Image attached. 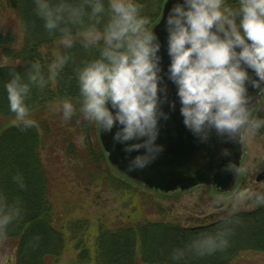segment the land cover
Listing matches in <instances>:
<instances>
[{
    "label": "clouds",
    "instance_id": "clouds-1",
    "mask_svg": "<svg viewBox=\"0 0 264 264\" xmlns=\"http://www.w3.org/2000/svg\"><path fill=\"white\" fill-rule=\"evenodd\" d=\"M33 4L43 28L50 35L60 33L64 49H71L77 36L84 48L98 49L99 55L77 73L79 107L64 98L57 110L65 121L79 112L103 134L111 133L126 153L136 152L125 166L128 172L145 169L164 151L157 143L161 122L170 118L177 102L184 126L200 143H209L215 135L236 144L244 135L254 137L264 129V118L253 115L250 92L264 95V0H167L161 19L164 42L150 26L151 18L141 14L137 0H33ZM86 21V30L74 35L72 28ZM162 47L170 60L166 70ZM68 60L58 54L48 77L38 63L31 65L26 78L19 72L10 74L5 84L9 109L22 130L35 125L26 103L32 88H43ZM168 81L175 85V98L169 96ZM221 156L230 157L231 150L223 148ZM223 169L238 172L233 160ZM16 179L25 187L22 176ZM254 199L264 204V195ZM241 203L235 200L233 210ZM11 220L12 215H0V231ZM228 237L226 231L199 233L189 250L198 257L211 256L229 246ZM175 255L182 257L184 251Z\"/></svg>",
    "mask_w": 264,
    "mask_h": 264
},
{
    "label": "trees",
    "instance_id": "trees-1",
    "mask_svg": "<svg viewBox=\"0 0 264 264\" xmlns=\"http://www.w3.org/2000/svg\"><path fill=\"white\" fill-rule=\"evenodd\" d=\"M137 2L142 5L141 14L150 16L146 3ZM11 3L17 9L22 33L0 32L2 59L12 61L0 64V215H12L0 231V247L15 251L17 264H62L68 244L74 246L76 255L71 264H233L244 252H264V204L255 199L249 206L240 204L237 211L229 207L217 218L183 226L154 202L155 192L135 187L112 168L99 140V126L84 120L79 112L65 121L57 110L64 98L79 107L77 73L99 55L98 49L84 48L79 36L71 49H64L60 33L50 35L43 28L33 0ZM86 28L87 21L72 31L76 35ZM58 54L69 60L43 88H32L26 103L35 125L22 130L9 109L5 84L13 72L26 78L33 63L48 77ZM17 175L23 177L25 187ZM98 188L134 195L131 212L119 214L115 220L103 214L92 224L76 217L86 204L82 192ZM203 190L207 200L223 206L225 196L207 187ZM216 231L229 233L227 248L206 257L189 250L197 234ZM178 250L184 255L176 258Z\"/></svg>",
    "mask_w": 264,
    "mask_h": 264
},
{
    "label": "water",
    "instance_id": "water-1",
    "mask_svg": "<svg viewBox=\"0 0 264 264\" xmlns=\"http://www.w3.org/2000/svg\"><path fill=\"white\" fill-rule=\"evenodd\" d=\"M166 6L167 0L161 18L154 25V31L160 35L162 42L166 39L164 24L161 21ZM161 52L163 53L162 63L166 70L167 64L170 62L166 47H162ZM168 88L169 96L175 98V85L168 81ZM250 92H253L254 96L251 105L253 112L263 101L264 95L256 94L252 89ZM179 107L177 102L176 110L171 113L170 118L161 122L157 143L164 145V151L145 169L128 172L125 166L134 159L137 153H126L122 144L113 141L111 133L105 135L99 128V139L108 162L116 171L133 183L150 191L174 195L205 186L220 195L231 193L237 188L240 181L245 156L244 136L241 142L236 144L224 143L215 135L212 136L209 143H200L184 126ZM165 110H168L167 105ZM115 131L114 128L113 133ZM114 143L115 147H113ZM225 147L231 150L230 157L221 156V150ZM228 160H233L236 163L238 168L236 174L223 169V165ZM263 180L264 170L256 177L257 182Z\"/></svg>",
    "mask_w": 264,
    "mask_h": 264
},
{
    "label": "rangeland",
    "instance_id": "rangeland-1",
    "mask_svg": "<svg viewBox=\"0 0 264 264\" xmlns=\"http://www.w3.org/2000/svg\"><path fill=\"white\" fill-rule=\"evenodd\" d=\"M146 9H150L152 25L159 20L166 0H143ZM11 0H0V32H11L13 30L18 36L21 32V22L17 20V9L12 7ZM13 27V28H12ZM12 62L10 58L2 59L0 51V64ZM255 116L264 118V99L259 105ZM245 156L242 168V183L238 190L228 193L224 197L221 208L216 206L214 200L209 201L203 188L188 191L177 197L164 196L155 192L154 202L158 203L167 217L183 226H191L198 220L204 218H217L223 211L232 207L235 200L240 199L241 204L249 206L256 195L264 192V180L257 182L256 177L264 170V129H261L254 137L244 135ZM139 187L135 184V187ZM140 188V187H139ZM246 192V193H244ZM86 204L83 210L76 213V217L85 218L90 223H95L103 214L115 220L119 214L131 212L130 208L136 201L132 194L113 193L108 190L96 189L90 193H84ZM214 198V197H213ZM74 246L68 244L67 250L62 258V264L69 263L75 257ZM0 264H17L15 251L4 250L0 247ZM233 264H264V252H244L240 254Z\"/></svg>",
    "mask_w": 264,
    "mask_h": 264
}]
</instances>
